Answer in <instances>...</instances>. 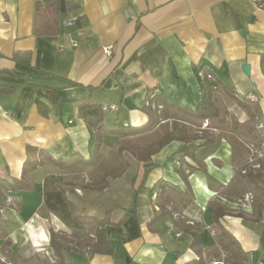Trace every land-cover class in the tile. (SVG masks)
Masks as SVG:
<instances>
[{
    "label": "crops",
    "instance_id": "obj_1",
    "mask_svg": "<svg viewBox=\"0 0 264 264\" xmlns=\"http://www.w3.org/2000/svg\"><path fill=\"white\" fill-rule=\"evenodd\" d=\"M44 1L0 0V85L7 91L0 93V180L24 178L30 186L19 192L0 188V264H54L51 230L67 239L74 236L70 264L222 262L225 253L216 245L211 201L245 215L221 223L248 255L246 264H264V215L252 219V194L231 202L217 191L235 178L244 183L224 139L197 150L206 172L187 170V182L179 174V157L187 145L175 141L153 156V166L132 161L109 189L98 192L107 194L108 201L96 198V191H82L86 199L67 191L79 216L104 219L110 211L112 224L102 228L110 255L94 254L84 246L96 241L94 233L77 241L86 229L75 232L47 208L44 182L59 178V170L50 163L26 170L27 162L44 157L91 155L96 132L88 124L87 104L115 107L103 111V140L115 129L106 126L111 120L122 127L144 125L149 119L145 102L158 90L165 101L196 112L205 103L201 72L241 96L254 94L259 127L264 126V0H61L58 34L38 35L35 15ZM108 46L113 47L111 59L104 53ZM107 113L111 118L106 119ZM169 123L181 128L179 121ZM186 160L196 166L195 159ZM123 179L130 194L117 204L112 182ZM162 184L193 191L187 208L173 194L167 208L173 219L202 229L201 255L191 248L192 237L177 231L169 217L156 222L157 231L150 230L158 215L152 201Z\"/></svg>",
    "mask_w": 264,
    "mask_h": 264
},
{
    "label": "trees",
    "instance_id": "obj_2",
    "mask_svg": "<svg viewBox=\"0 0 264 264\" xmlns=\"http://www.w3.org/2000/svg\"><path fill=\"white\" fill-rule=\"evenodd\" d=\"M61 0H46L40 5L36 11L35 23L36 33L38 35H57L60 25L61 16ZM205 84V103L201 105L196 112H189L181 107L173 105L165 101L162 94H157L152 99V104L161 105V111H154L151 107H146L148 113V121L142 126H124L115 128L110 131V134L115 136L116 143L108 153H103V137L101 131L105 121V112L99 105H89L86 107L90 111L88 119L89 126L96 132L95 142L93 144L92 153L88 158L79 155H74L66 160H55L51 157H44L40 160H32L27 162V171L37 170L45 163H50L55 166L60 177H48L44 182L45 204L47 208L54 212L63 222L72 229L84 231L90 228L94 233L96 241L91 244L85 242L84 246H90L94 254H112L111 244L107 240L105 232L102 230L106 225L112 224L110 221V211L106 213L104 219L95 217L79 216L76 213L75 205L67 197L66 187L70 186L75 191L82 190L83 192H104L111 186V180L121 178L128 169L132 166L131 159L144 163L145 167L153 166L152 158L161 152L167 145L172 142H183L187 145L185 152L179 157V174L182 179L187 182V170H199L206 172L204 163L196 159V152L199 148L212 145L220 139H224L231 147V155L233 163L237 165L236 175L238 180L244 183L236 182V178L229 185H219L218 192L228 201L234 202V198L242 200L248 194L253 195L252 201V219L259 221L264 215V162L263 160L255 165V169H247L245 158L250 156L251 149L248 145L238 137L229 126L227 127H208L209 131H224L223 135L218 136L205 133L203 130L206 121H219L221 112L218 108L215 95L217 91L223 92L227 97L235 102L238 107L246 111L250 118L257 123L259 128L260 122V107L257 101H250L246 96H241L227 84L217 80L211 82L208 79H203ZM215 88V89H214ZM7 92L0 85V93ZM183 116L190 120L196 127V131L192 132L185 127L181 128H164L162 124L170 121L185 122ZM223 123V121H221ZM264 130L263 128H261ZM151 136L152 139L146 144L137 142V138ZM31 152H36L35 149H29ZM186 158L196 160V166L187 162ZM81 176V177H78ZM77 180L80 181L78 187ZM0 188L8 189L12 192L28 191L30 186L24 178L15 180L14 182H3L0 180ZM1 190V189H0ZM160 192L153 199V208L157 212V216L151 219L149 223L150 230L155 232L156 222L162 218L169 217L172 220L173 227L182 233L192 237L191 248L195 253L201 255L202 252V229L196 225H186L182 221L173 219V211L167 208L171 200V194L176 195L179 204L183 208H187L194 201V194L188 186L187 191L179 189L177 186L162 184L159 187ZM209 207L212 210V218L215 226L218 229L216 235V245L219 246L225 253L223 264H246L248 255L242 250L237 239L222 225L221 221L228 216L245 218L242 213H234L228 206L217 201H211ZM159 209V211H156ZM121 221L118 224H120ZM50 248L55 255L54 264H70L74 247L67 237L59 235L55 231L50 232ZM9 249V248H8ZM12 264H20L18 261ZM187 264H205L202 259L191 261Z\"/></svg>",
    "mask_w": 264,
    "mask_h": 264
},
{
    "label": "rangeland",
    "instance_id": "obj_3",
    "mask_svg": "<svg viewBox=\"0 0 264 264\" xmlns=\"http://www.w3.org/2000/svg\"><path fill=\"white\" fill-rule=\"evenodd\" d=\"M215 101L216 104L218 106V108L220 109L221 112V118L219 121H206L204 123V127L203 130L205 133H208L209 135L212 134L214 136H218L220 135V133H222L221 135H223L224 131H209L208 127L212 128V127H227L229 126L231 130H235L234 133L240 137L247 145L248 147L251 149V154L250 156H248L247 158H245V165L242 166V168H246V170L248 169H255V165L258 164V162L262 161L264 162V130H262L260 127H257V123L255 121H253L250 116L248 115V113L244 110H242L240 107H238V105L233 102L232 100H230L227 95H225L223 92L221 91H217L216 95H215ZM107 118H111V116L107 113ZM183 118H185L183 116ZM188 123V125H184L182 123H178L180 125V127H185L186 129H189L190 131L194 132L196 131V127L195 125H193L192 123H190L191 121L188 120L187 118L185 119ZM111 120V122H108L106 124L108 129H113V128H121L122 124L118 121H113ZM221 121H223V123H221ZM175 124V123H174ZM174 124H170V123H165L162 124V127L170 129V128H176L177 125L174 126ZM213 129V128H212ZM106 134L108 132H105ZM225 136V134L223 135ZM116 137L113 135H105L104 136V147H103V152L106 154L108 153L107 148H110L111 146H113L115 144L116 141ZM152 139L151 136H146V137H141V138H137V142H139L140 144H146L147 142H149ZM128 158L131 159V161H135L132 159V157H130V155H128ZM47 169H55L52 166H48ZM57 170V169H55ZM41 173H44L43 171ZM81 177V176H78ZM125 179V178H124ZM122 180L121 182H112V190H111V195H114V197H118V199L116 200L117 204H124L127 201V195H129V191L127 189H125V185L127 184V180ZM77 186H80V181L77 180ZM66 191H68L69 193H74V195H78L81 198H88L89 195H84L85 193L82 192V190L78 193L75 192L74 188L67 186L66 187ZM90 192H94V191H90ZM143 194V191L141 192ZM91 194V193H89ZM138 195H135V198H137ZM252 198L253 195L251 196ZM96 198L101 199L103 201H108L105 200L107 199V194H100V193H96ZM146 203H148V201H146ZM133 208V207H132ZM90 232L91 229L90 228H86V231H84L82 234H80L79 237H77V241L79 242H84L85 240H87V237H90ZM93 233V232H92ZM76 237V236H75ZM74 236H71L69 238L70 242H75L76 240H74ZM81 239V240H80Z\"/></svg>",
    "mask_w": 264,
    "mask_h": 264
},
{
    "label": "built area",
    "instance_id": "obj_4",
    "mask_svg": "<svg viewBox=\"0 0 264 264\" xmlns=\"http://www.w3.org/2000/svg\"><path fill=\"white\" fill-rule=\"evenodd\" d=\"M71 23L70 22H67L66 25H70ZM112 52H113V47L112 46H108V47H105L104 48V53L106 55V57L108 59H111L112 58ZM200 76L201 78H205V79H208L209 81L211 82H215V78H214V75L213 74H204V73H200ZM159 91V90H158ZM158 91H155L154 94H152L149 99L145 102V106L146 107H151L154 111H161L162 110V106L161 105H156V104H152V99L155 95L157 94H160ZM247 99H249L250 101H257V97L254 95V94H249L246 96ZM115 107L114 106H111V107H103V111H107V110H114ZM7 115H11L10 112L6 113ZM127 126V125H125ZM260 128H263L264 129V126H260ZM80 192V190H78ZM214 264H223L222 262H217V263H214Z\"/></svg>",
    "mask_w": 264,
    "mask_h": 264
},
{
    "label": "water",
    "instance_id": "obj_5",
    "mask_svg": "<svg viewBox=\"0 0 264 264\" xmlns=\"http://www.w3.org/2000/svg\"><path fill=\"white\" fill-rule=\"evenodd\" d=\"M245 71H246V73H248V71H249V67L248 66L245 67ZM131 211L134 212V209H131Z\"/></svg>",
    "mask_w": 264,
    "mask_h": 264
}]
</instances>
